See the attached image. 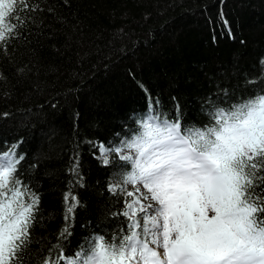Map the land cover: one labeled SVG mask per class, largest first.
<instances>
[{"label":"trees","instance_id":"1","mask_svg":"<svg viewBox=\"0 0 264 264\" xmlns=\"http://www.w3.org/2000/svg\"><path fill=\"white\" fill-rule=\"evenodd\" d=\"M24 2L0 43V153L18 145L24 156L25 200L39 197L24 260L42 264L56 245L72 258L127 229L125 197L109 186L130 166L115 154L105 166L96 145L130 141L150 102L153 115L202 129L217 109L264 95V0ZM66 193L79 205L65 238Z\"/></svg>","mask_w":264,"mask_h":264},{"label":"snow or ice","instance_id":"2","mask_svg":"<svg viewBox=\"0 0 264 264\" xmlns=\"http://www.w3.org/2000/svg\"><path fill=\"white\" fill-rule=\"evenodd\" d=\"M17 11L16 0H0V43L14 31L5 18ZM212 116L210 126L182 130L179 119L153 115L150 102L130 141L96 145L105 166L109 154L130 166L109 186L125 197L119 215L127 229L110 240L93 237L72 258L56 245L58 257L42 264H264V95ZM17 147L0 153V264H25L38 211L35 193L25 200L28 190L18 178L24 156ZM78 167L77 160L72 171ZM64 199L69 226L60 235L66 238L79 201L72 196L69 204L68 193Z\"/></svg>","mask_w":264,"mask_h":264},{"label":"rangeland","instance_id":"3","mask_svg":"<svg viewBox=\"0 0 264 264\" xmlns=\"http://www.w3.org/2000/svg\"><path fill=\"white\" fill-rule=\"evenodd\" d=\"M124 151H125V153H126L128 150L125 149ZM101 157H102V156H101ZM102 158L104 159L105 157H102ZM107 158H108V157H107ZM137 187H141V186L138 185ZM127 189H128V191H135V189H133L131 185H128V186H127ZM141 190H142V191H146V190H143L142 188H141ZM145 203H147V202H145ZM161 251H162V250H161Z\"/></svg>","mask_w":264,"mask_h":264}]
</instances>
